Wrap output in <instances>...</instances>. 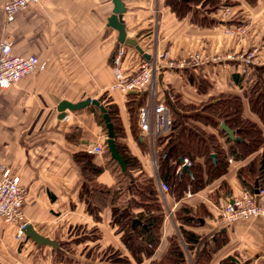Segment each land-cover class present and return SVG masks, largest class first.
<instances>
[{
  "label": "crops",
  "instance_id": "0c3cea01",
  "mask_svg": "<svg viewBox=\"0 0 264 264\" xmlns=\"http://www.w3.org/2000/svg\"><path fill=\"white\" fill-rule=\"evenodd\" d=\"M5 1L0 0V39L7 34L14 54L35 55L45 67L14 86L0 89V180L4 173L19 177L25 194L23 222L57 242L58 248L39 246L24 233L17 240V225L0 219V264H124L114 260L115 252L129 264H163L172 237L179 240L185 264H200L203 254L208 259L201 264H264V216L238 220L230 227L220 217L224 199L245 190L238 171L258 164L264 150V126L249 105L252 88L257 84L264 90V12L260 0L255 5L249 0H230L234 3L229 6L230 16L239 11L241 21H232L229 16L224 23L219 20L221 5L208 13L206 7L190 4L185 15L178 17L165 0H121L126 37L134 39L146 55L127 46L124 62L128 70L143 60H158L164 51L173 59H183L194 53L224 58L256 49L253 63L245 67L236 60H226L222 65L157 72V100L164 102L172 118L181 124L173 141L181 127L196 126L216 137L223 150L222 162L226 161L225 171L208 179L205 155H196L194 171L203 186L193 192L187 184L180 192L167 193L159 188L165 183L158 172V153L163 148L159 137L137 140L138 100L143 103L146 94L112 89L111 59L119 45L118 33L108 22L114 10L112 0H40L19 11L8 26ZM218 1L221 4L224 0ZM244 18L248 23L242 22ZM237 24H247L245 38L225 31ZM221 94L238 96L241 117L261 129L263 144L255 152L233 158L229 151L240 141L238 134L234 132L238 139L231 140L210 125L186 118L200 114L203 105ZM128 95L136 96L131 99ZM101 98L117 110L123 133L114 142L137 165L129 160L126 170L131 177L126 176L105 145L102 154L91 155L92 164L102 171L86 182L74 157L87 153L88 146L106 136L102 115L88 105L66 111L61 118L58 106L62 101L75 104ZM209 151L213 153L210 146ZM133 178L134 185L144 178L153 179L163 212L156 248L150 255L135 250L138 260L124 243L123 231L112 214L114 208L121 211L130 208V202H137L131 209L132 227L143 225L138 215L145 212V202L129 185ZM255 200L264 206V195ZM183 208L190 212L182 213ZM184 217L193 219L190 223ZM195 219L199 223H194ZM182 230L197 236V242L185 243ZM227 258L231 261L226 262Z\"/></svg>",
  "mask_w": 264,
  "mask_h": 264
},
{
  "label": "trees",
  "instance_id": "16d2710c",
  "mask_svg": "<svg viewBox=\"0 0 264 264\" xmlns=\"http://www.w3.org/2000/svg\"><path fill=\"white\" fill-rule=\"evenodd\" d=\"M166 4L173 9L178 17H183L185 13L189 10V5H200L201 7H206L207 12L210 13L217 9L220 5L218 0H165ZM251 1V0H249ZM228 5V4H226ZM204 22L207 20L206 17H202ZM209 21V20H208ZM210 23H214L210 20ZM258 85L256 84L249 96L250 109L256 113L264 126V90H258ZM258 92V93H257ZM257 95L255 96L254 94ZM136 95H128L129 98L134 99ZM102 102L104 107L107 109V113L114 131V140L118 135H122L123 131L117 117V110L114 105H109L108 101H104L101 98L99 100ZM141 105L142 100H138ZM138 104V105H139ZM186 110L198 109L194 106H181ZM200 114L191 115L193 120L200 121L206 125H210L217 129L218 132L227 137L226 134L219 130V123L223 121L225 125L233 130L240 141H235L236 148H230V155L233 158H241L255 152L262 144V131L261 129L245 120L241 117V100L238 96L233 95H219L215 99L211 100L208 104L203 105L200 109ZM104 123V121H102ZM180 122L172 118V129L171 132L163 137H159L158 141L163 146L161 151L158 153V172L160 180L167 184V192H180L185 185L189 184L191 191H196L203 186V182L198 183V178H196V164L194 158L200 153H204L206 162L208 163V179L220 175L225 171V164L222 160H225L221 155H223V150L220 148L218 141L214 135L206 134L200 128L196 126H191L189 129L181 127L176 142L173 141V137L177 132ZM105 126V124H104ZM140 134L138 133L139 140ZM209 144L208 146L206 144ZM116 149L123 159L125 167L127 169L128 161L132 160L134 166L137 165L136 160L131 158L129 155L124 153L122 147L115 142ZM209 146L213 150V153L209 151ZM211 154L214 155V159L211 158ZM75 161L79 164L81 171L83 173L86 182H90L93 176L99 174L102 170L91 162V154L88 153H78L75 155ZM187 158L191 165L188 167V172H177L176 169L179 166V159ZM130 162V161H129ZM136 162V163H135ZM237 177L243 188L250 193L254 192V184H257L258 188L264 187V150L260 157L258 164L252 163L248 166L240 169L238 171ZM200 181V180H199ZM132 187L133 192L137 195L141 202H145L143 215H138V220L142 222L143 225H134L132 227L133 215L131 212L132 207H135L137 202H130L131 207H126L121 211L113 209V217L115 221L123 231V241L127 245V248L133 253L135 260H138L135 250H141L145 255H150L156 248L159 241V229L163 219V212L158 203V194L155 189L154 181L152 178H144L142 183L134 185V178L132 181L128 182ZM101 189V188H97ZM103 192L102 189L99 190ZM85 190V194H86ZM166 192V193H167ZM190 211L183 208L182 213H189ZM186 222L191 223L193 218H183ZM197 220V219H195ZM194 223H199L197 221ZM183 234V241L185 243H196L198 237L192 233H187L181 231ZM118 252L112 254L114 260L120 263L129 264V261L125 258H120ZM205 258L201 259L200 264L206 261L208 258L203 254ZM226 262H230L231 258H227ZM163 264H185L184 254L181 250V246L177 237H172L169 240V248L161 261ZM235 262V260H234ZM234 264V263H231Z\"/></svg>",
  "mask_w": 264,
  "mask_h": 264
},
{
  "label": "built area",
  "instance_id": "2783aa9c",
  "mask_svg": "<svg viewBox=\"0 0 264 264\" xmlns=\"http://www.w3.org/2000/svg\"><path fill=\"white\" fill-rule=\"evenodd\" d=\"M40 0H6L3 4V13L6 25H10L16 14L30 5L39 4ZM219 20L224 22L230 16V8L223 5L220 9ZM229 34L239 38H245L247 29L243 24H237L225 29ZM126 45L119 44L112 59V71L115 82L112 89H118L124 94H146L142 105L137 109V125L140 136L144 139L163 137L172 129V115L170 108L157 100L155 88V76L157 72L169 70L181 72L183 70L200 68L208 64H224L227 60H236L244 67L253 63L256 49L240 52L235 56L208 57L202 53L189 54L183 59L171 58L169 52H162L158 60L141 61L137 68L128 70L125 67ZM44 63H40L35 55L19 56L13 53L12 43L7 34L0 39V89H5L17 84L23 78L43 69ZM107 136L87 147L88 154H102L106 145ZM191 165L186 158L177 167V172L182 166L187 168ZM0 170L2 168L0 167ZM160 191L166 193V183L159 184ZM264 195V187L258 188L257 193L243 190L237 196H228L224 199L221 209L223 224L230 227L238 220L257 219L264 216V206L257 203L255 198ZM25 194L18 176L4 173L0 180V219L5 224H16V239L20 240L26 226L23 222V202ZM264 245V235H263ZM21 264V263H15Z\"/></svg>",
  "mask_w": 264,
  "mask_h": 264
},
{
  "label": "water",
  "instance_id": "95a60500",
  "mask_svg": "<svg viewBox=\"0 0 264 264\" xmlns=\"http://www.w3.org/2000/svg\"><path fill=\"white\" fill-rule=\"evenodd\" d=\"M112 2L114 4V10H113V14L108 19V22H109V26H111L112 28H114L117 31V33H118L117 40H118L119 44H125L128 46H132L140 54H143L144 56H146L144 54V52L141 50V48L137 45V43L134 39H130V38L126 37L124 25H123L122 20H121L122 13L124 11L121 0H112ZM129 94H134V92H129ZM88 105H92V106L96 107L99 110L100 114L102 115V118H103V121H104V124L106 127V132H107L106 133V136H107L106 147L110 153L111 158L117 162L121 171L126 176L131 177L130 173L126 170L123 159L120 157V155L116 149V145L114 142V131H113V127H112V124L110 122V119H109V116L107 113V109L104 107V105L102 103H100L99 100L86 99L84 101H81V102H78L75 104H72V103H69L66 101H62V102H60V104L58 106V112L60 113V117L63 118L65 116L66 111L79 110V109H82ZM219 128H220V130H222L223 132L226 133V135L228 136L229 139H231V140L238 139L237 137L234 136V131L229 129L223 121L220 123ZM211 157L214 158V155H211ZM179 162L182 163L181 158L179 159ZM181 171L182 172H188V168L186 166H182ZM254 193H257V184L256 183L254 184ZM134 222H138V221L135 220ZM23 233L39 246L48 245L54 249L58 248L57 242L39 235L37 232H35L33 230L31 225L26 224V226L23 230Z\"/></svg>",
  "mask_w": 264,
  "mask_h": 264
},
{
  "label": "rangeland",
  "instance_id": "374dc122",
  "mask_svg": "<svg viewBox=\"0 0 264 264\" xmlns=\"http://www.w3.org/2000/svg\"><path fill=\"white\" fill-rule=\"evenodd\" d=\"M255 1L257 2V0H251V1H248L249 3H254V5H255ZM226 4H228L227 6H230L231 4H232V6H233V4L234 3H231L230 2V0H224L220 5L221 6H223V5H226ZM260 8H262V10H263V12H264V0H260ZM238 13H239V11H237V12H235V11H233V13H232V15L229 17L230 18V20H232V21H237V22H240L241 21V16H238ZM244 17V16H243ZM260 18L262 19V16H260ZM260 19V20H261ZM243 21L242 22H245V20H246V23H248V20H247V18L245 19H242ZM217 21H219V20H217ZM216 21V22H217ZM224 22H226V21H224ZM224 22H222V23H224ZM243 25H247V24H243ZM125 45V44H124ZM128 45H126V47H127ZM128 47H130V46H128ZM126 52H127V48H126ZM112 64V63H111ZM155 88H156V86H155ZM126 182H127V180H126Z\"/></svg>",
  "mask_w": 264,
  "mask_h": 264
}]
</instances>
